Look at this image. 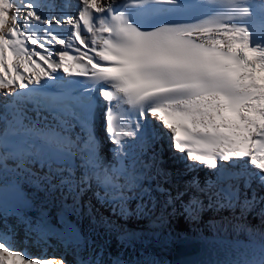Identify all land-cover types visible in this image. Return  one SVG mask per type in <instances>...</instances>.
<instances>
[{
	"label": "snow or ice",
	"instance_id": "snow-or-ice-1",
	"mask_svg": "<svg viewBox=\"0 0 264 264\" xmlns=\"http://www.w3.org/2000/svg\"><path fill=\"white\" fill-rule=\"evenodd\" d=\"M149 3L177 5L179 0H127L123 5L78 0L76 16L45 13L39 0H0V96L17 105L21 100L31 104L33 120L26 105L14 106V120L36 138L27 147L0 146V209L25 201L19 184L23 178L40 191L58 194L64 228L72 237L78 236L79 220L106 231L124 228L133 219L163 226L177 213V204L181 214L194 219L192 205L203 208L205 200L208 208H239L242 215L258 205L264 215V0H205L214 10L194 23H161L142 30L123 9ZM254 18L257 33L249 24ZM61 76L100 85L105 131L117 146L113 156L118 167H105L91 131L84 148L70 138L56 113L57 102H75L84 111L81 123L90 129L98 102L94 89L77 91L62 83ZM113 101L136 109L126 132L117 128ZM41 117L55 123H36ZM153 122L159 133L149 126ZM7 127L8 122L0 130V145L11 139L5 136ZM165 131L170 159L183 166L177 175L204 166L214 170L216 180L201 186L193 178L183 188L174 182L160 152L150 151L151 142ZM122 137L128 138L126 145ZM232 168L239 170L230 172ZM102 174L104 197L97 191L95 202L85 199ZM108 206L111 214L106 216L101 208ZM104 257L97 251L82 264H107ZM20 262L53 264L46 256L22 254L8 236H0V264ZM234 264H264V245L253 259Z\"/></svg>",
	"mask_w": 264,
	"mask_h": 264
},
{
	"label": "bare ground",
	"instance_id": "bare-ground-1",
	"mask_svg": "<svg viewBox=\"0 0 264 264\" xmlns=\"http://www.w3.org/2000/svg\"><path fill=\"white\" fill-rule=\"evenodd\" d=\"M78 0H43L39 1L42 10L45 13L53 16H76L79 7L75 8V4ZM64 2V3H63ZM68 26H65L62 30V34H66ZM63 50V49H62ZM70 54L78 55L72 49H69ZM56 57H54L55 59ZM75 65V61L70 62ZM62 72V70H61ZM88 84V80H85ZM5 98L0 96V130L5 127V124L9 120H13V124L7 127L5 136L17 137V134H21L20 138H32L33 142L36 143V138L23 133L22 129L25 127L15 121L14 111L12 108L5 106ZM114 105V112H117L119 108ZM29 113V120H33L34 113L32 108L26 107L25 109ZM76 119L82 121L84 119L81 115H73L65 119H60L61 123L65 128L68 129V133L72 135V139L76 140L77 143L81 138L88 141L89 132L92 128H88L85 125H81ZM104 119V108L103 102L101 104L100 112L97 116L98 128L101 129L103 126ZM43 120V117L36 120ZM55 123V121H51ZM134 121L130 122L127 126L122 125L120 130L128 131L129 126ZM43 124V123H42ZM153 130L159 127L157 122H153L149 125ZM147 127V126H146ZM94 131L96 129L94 128ZM161 131V129H160ZM76 132L80 133V136L76 135ZM106 133V131H105ZM101 135L102 132H100ZM77 137L79 140H77ZM122 141L123 138H122ZM99 142V141H98ZM110 142L105 140L102 142ZM151 150H158L161 152L157 140L152 141ZM170 141H166L165 144H169ZM164 144V150L162 156L164 158L163 167L171 169L174 173V177H178L176 169L180 168L182 171V165H173V160L170 159V151ZM2 147H13L14 143L9 140L7 144L0 145ZM113 150L109 151L106 157L113 156ZM161 154V153H160ZM113 166L118 167V163L112 166L108 165L107 168ZM12 167V164H9ZM189 173L185 178H179V181H188L192 177H197L198 174ZM112 176L115 174L109 172ZM176 180H174L175 182ZM21 190L23 191L25 201L22 204L11 207L7 210L0 209V236H8L9 243L21 253L27 252L33 259H37L41 256H46L48 259L53 260V264H60V260L63 259L64 264H82L84 260L95 255L97 251H101L105 254V260L107 264H111L114 260H119L120 264H145L146 261H156V264H171L172 252L174 245L180 237L183 235L197 236L202 231L193 233L191 227L193 223L185 222L184 219L179 217L182 215L183 209H178L177 213L174 214L170 219L167 220V227L161 226L159 222H153V220L145 219L142 223H136L133 219L130 223L126 224L124 228H117L115 230H104L97 226H90L83 220H79V226L77 227L78 236H69L64 228L66 224V218L62 212V206L58 194L51 196L44 191L38 190L33 184L26 179L21 178L19 180ZM94 180L93 188L84 197L95 202L93 197L89 198L91 191L96 192L99 188V184ZM102 187V185L100 186ZM183 188V185L180 186ZM187 197V196H186ZM185 199V198H184ZM99 207V204L97 205ZM111 206L101 208V211L107 216L110 215ZM258 208L257 205L254 209ZM230 209V208H229ZM169 211H171L169 209ZM244 215V212H243ZM242 216L239 212V217ZM247 216V214H246ZM248 224L245 226L241 225L238 228L239 222L233 224L232 222H219L222 224L220 227H214L209 229L208 233H218L224 235H231L233 233L239 234V232L245 233L243 236L247 239L254 240L256 242L264 244V226L255 223V219L251 216H247ZM152 223V224H151ZM226 223V224H225ZM134 225V226H133ZM209 224H204L208 226ZM247 226V227H246ZM238 228V230H237ZM240 230V231H239ZM239 231V232H238ZM167 237H164V235ZM164 238H171L169 244H166ZM27 259V257H26ZM22 264V262H20Z\"/></svg>",
	"mask_w": 264,
	"mask_h": 264
},
{
	"label": "water",
	"instance_id": "water-1",
	"mask_svg": "<svg viewBox=\"0 0 264 264\" xmlns=\"http://www.w3.org/2000/svg\"><path fill=\"white\" fill-rule=\"evenodd\" d=\"M261 245L264 244L241 237L186 235L177 239L171 264H234L253 259Z\"/></svg>",
	"mask_w": 264,
	"mask_h": 264
},
{
	"label": "rangeland",
	"instance_id": "rangeland-1",
	"mask_svg": "<svg viewBox=\"0 0 264 264\" xmlns=\"http://www.w3.org/2000/svg\"><path fill=\"white\" fill-rule=\"evenodd\" d=\"M161 153V155H162V152H160ZM177 167H180V165L178 164V166ZM169 171L171 170V169H168ZM176 178V180H178L179 181V178L178 177H175ZM175 180V179H174ZM190 180V179H189ZM94 181V180H93ZM99 184V183H98ZM97 184V185H98ZM179 185L181 186V185H183L184 186V182L181 180V181H179ZM101 185H99V188H101L100 187ZM95 189H98V187L97 188H95ZM23 192V191H22ZM94 193L95 192H93V191H91V195H89V198H91V197H93L94 199H95V197H94ZM185 198H188V197H185ZM206 201V200H205ZM256 207V206H255ZM247 214H249V213H247ZM249 216H251V218H254L255 220V223H259V224H261V225H263L264 226V215H262L261 213H260V211H259V209L258 208H256V209H253L252 210V212H251V215H249ZM152 224V223H151ZM247 227V226H246ZM240 231V230H239ZM238 231V232H239ZM239 233H242V232H239ZM243 234H245V233H243ZM164 235V237H167V235H165V234H163ZM164 241H165V243L166 244H169L170 243V241H171V238H164Z\"/></svg>",
	"mask_w": 264,
	"mask_h": 264
}]
</instances>
